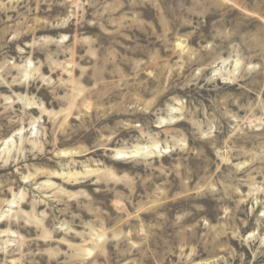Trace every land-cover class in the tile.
<instances>
[{"label":"rangeland","instance_id":"1","mask_svg":"<svg viewBox=\"0 0 264 264\" xmlns=\"http://www.w3.org/2000/svg\"><path fill=\"white\" fill-rule=\"evenodd\" d=\"M0 264H264V0H0Z\"/></svg>","mask_w":264,"mask_h":264},{"label":"bare ground","instance_id":"2","mask_svg":"<svg viewBox=\"0 0 264 264\" xmlns=\"http://www.w3.org/2000/svg\"><path fill=\"white\" fill-rule=\"evenodd\" d=\"M137 154V153H136Z\"/></svg>","mask_w":264,"mask_h":264}]
</instances>
